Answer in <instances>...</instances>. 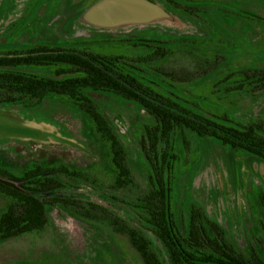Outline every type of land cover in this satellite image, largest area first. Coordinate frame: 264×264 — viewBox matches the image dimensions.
I'll use <instances>...</instances> for the list:
<instances>
[{
  "label": "rangeland",
  "instance_id": "obj_1",
  "mask_svg": "<svg viewBox=\"0 0 264 264\" xmlns=\"http://www.w3.org/2000/svg\"><path fill=\"white\" fill-rule=\"evenodd\" d=\"M101 1L0 0V53L59 45L127 55L132 57L128 71L207 116L264 123V85L244 81L248 70L264 72V28L233 15L264 17V0H189L201 9L192 13H182L170 0H146L162 9L163 17L110 27L91 21L90 10ZM147 39L174 41L168 55L154 56L142 46ZM22 69L51 74L46 67ZM86 94L110 118L124 143L135 185L110 187L114 170L109 145L72 101L58 97L37 107L0 105V166L13 173L35 164L84 170L86 180L61 177L67 184L63 195L86 207L92 201L126 215L125 204L109 196L132 200L149 189L151 168L140 140L151 118L120 97ZM172 153L176 215L186 218L191 204L199 205L241 249L253 246L264 255L258 202L264 191V161L187 130L175 134ZM7 203L0 194V213ZM48 211L45 229L0 243V264H143L126 236L64 207L50 206Z\"/></svg>",
  "mask_w": 264,
  "mask_h": 264
},
{
  "label": "trees",
  "instance_id": "obj_2",
  "mask_svg": "<svg viewBox=\"0 0 264 264\" xmlns=\"http://www.w3.org/2000/svg\"><path fill=\"white\" fill-rule=\"evenodd\" d=\"M170 2L182 13L200 9L189 0ZM233 15L255 21L264 28V17L252 12ZM142 41L145 42L142 46L154 56H166L174 40ZM131 59L92 48L59 45H35L0 53V105L37 107L50 97L72 101L110 147L114 170L110 187L114 190L135 185L128 152L110 118L86 92L107 93L133 102L151 118L144 125L140 140L151 168L149 189L132 200L109 196L112 201L125 204L126 215L92 201L86 207L84 202L63 195L67 184L61 177L86 180L84 170L64 164H35L13 173L0 166V194L8 199L0 213V243L45 229L49 223L48 208L60 206L126 236L143 264H264L260 251L253 246L241 249L201 206L191 204L188 216L179 218L173 203L171 176L176 157L172 150L178 132L187 130L216 139L235 152H246L264 161V123H233L207 116L128 71L125 67ZM23 66L46 67L51 74L38 75L22 69ZM247 72L245 84L264 85V72L259 74L254 69ZM258 202L263 215L259 221L264 227V191L260 192Z\"/></svg>",
  "mask_w": 264,
  "mask_h": 264
},
{
  "label": "water",
  "instance_id": "obj_3",
  "mask_svg": "<svg viewBox=\"0 0 264 264\" xmlns=\"http://www.w3.org/2000/svg\"><path fill=\"white\" fill-rule=\"evenodd\" d=\"M163 15L162 9L146 0H104L90 10L91 21L105 27L146 23Z\"/></svg>",
  "mask_w": 264,
  "mask_h": 264
}]
</instances>
